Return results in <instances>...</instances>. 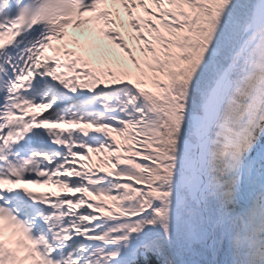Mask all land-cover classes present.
Returning <instances> with one entry per match:
<instances>
[{
    "label": "snow or ice",
    "instance_id": "1",
    "mask_svg": "<svg viewBox=\"0 0 264 264\" xmlns=\"http://www.w3.org/2000/svg\"><path fill=\"white\" fill-rule=\"evenodd\" d=\"M0 264H264V0H0Z\"/></svg>",
    "mask_w": 264,
    "mask_h": 264
}]
</instances>
